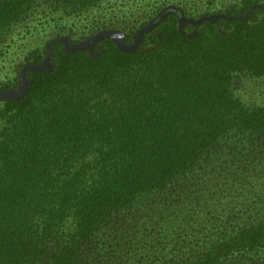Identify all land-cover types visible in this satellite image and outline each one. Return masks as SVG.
Here are the masks:
<instances>
[{
  "label": "trees",
  "instance_id": "trees-1",
  "mask_svg": "<svg viewBox=\"0 0 264 264\" xmlns=\"http://www.w3.org/2000/svg\"><path fill=\"white\" fill-rule=\"evenodd\" d=\"M32 1L0 0V21L28 18ZM202 18L167 12L131 50L57 43L27 92L0 102V264H88L86 247L127 207L149 206L140 233L168 237L176 219L157 197L169 189L187 202L174 247L185 255L162 264H264V146L241 143L264 138V107L232 87L264 76V0Z\"/></svg>",
  "mask_w": 264,
  "mask_h": 264
},
{
  "label": "rangeland",
  "instance_id": "rangeland-1",
  "mask_svg": "<svg viewBox=\"0 0 264 264\" xmlns=\"http://www.w3.org/2000/svg\"><path fill=\"white\" fill-rule=\"evenodd\" d=\"M239 0H98L93 4L71 11L49 5L45 0H33L25 4L30 11L26 19L18 23L0 21V102L7 98H18L27 92L28 75L34 71H44L51 65V47L62 43L67 50L92 49L101 45L104 38H111L122 49L131 50L139 43L144 31L151 29L156 21L170 11L182 15V24L192 21L198 24L206 14H217ZM132 36L134 45L124 44V38ZM233 90L241 102L247 106L264 107V76L252 78L237 75L233 79ZM234 132V131H233ZM235 133V132H234ZM227 140H223V145ZM253 147H263L264 138L251 141L242 140ZM227 144V143H226ZM222 147L217 151L222 152ZM215 151V152H217ZM169 191V192H168ZM162 200L176 221L172 234L168 237L165 229L143 232L139 216L145 214L149 206L127 207L121 213L115 212L107 221V227L98 240L86 247L84 258L88 264H162L169 258L183 257L184 250H174L183 241L184 198H177L169 189ZM242 206H240L241 208ZM177 210V211H176ZM119 213V214H118ZM152 220L159 221L160 213L148 211ZM165 214L161 213V216ZM159 218V219H158ZM65 231L68 233L69 228ZM164 237V238H163ZM147 248L146 250H140ZM152 250H150V249ZM56 249L55 243L48 246L49 255Z\"/></svg>",
  "mask_w": 264,
  "mask_h": 264
}]
</instances>
